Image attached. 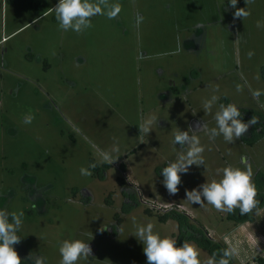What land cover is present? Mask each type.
Segmentation results:
<instances>
[{
    "label": "rangeland",
    "instance_id": "374dc122",
    "mask_svg": "<svg viewBox=\"0 0 264 264\" xmlns=\"http://www.w3.org/2000/svg\"><path fill=\"white\" fill-rule=\"evenodd\" d=\"M56 3L0 0V208L24 213L14 245L21 260L35 253L60 264V242L76 238L92 248L76 264H146L136 228L151 223L178 240V221L158 217L173 208L235 246L237 264H258L264 247L237 236L244 223L193 204L185 189L218 180L227 165L244 168L242 156L253 183L264 174V0H238L244 17L227 0H102L119 13L91 17L80 33L59 27ZM222 102L255 121L231 142L209 138ZM177 131L199 138L204 163L189 166L170 196L161 168L189 148L173 143ZM100 151L116 160L103 162ZM185 242L200 264L212 259Z\"/></svg>",
    "mask_w": 264,
    "mask_h": 264
},
{
    "label": "clouds",
    "instance_id": "9594fccd",
    "mask_svg": "<svg viewBox=\"0 0 264 264\" xmlns=\"http://www.w3.org/2000/svg\"><path fill=\"white\" fill-rule=\"evenodd\" d=\"M101 3L102 0H57L51 10L55 13L54 19L62 30L80 33L91 26V17L103 14L112 19L120 11L118 5H104L102 9ZM227 3L235 9L234 17L248 15L245 8L236 7L238 0H227ZM141 19L142 17L138 16L137 22ZM255 95L258 96L260 93L257 92ZM216 99L213 96L204 104V108L209 109ZM31 120V116H26L24 123H31ZM214 120L216 127L211 129L209 138L215 139L217 136H222L227 142L239 138L250 124L255 123L253 119L244 122L240 109L231 102L219 104ZM140 131L148 133L150 128L141 125ZM173 143L181 146L187 143L189 148L185 154L179 155L174 161L166 162L161 168L163 185L170 196L177 193L178 185L181 184V174L187 173L189 166L193 164L199 166L204 163L201 155L204 149L196 136H189L186 131H177L174 134ZM99 155L102 161L108 164L116 160L109 151H100ZM246 159L243 156L240 158L241 164L245 165L244 168L227 165L220 170L221 175L218 180L212 179L200 185L199 190L196 187L191 190L185 189V199L195 205L211 204L215 209L226 210L229 213L235 209L239 210L240 215L249 213L258 201L256 200L257 190L252 182V171ZM94 167H96L95 163L89 165V168ZM80 173L89 175L90 171L82 167ZM23 216V212H9L6 208H0V264H24L14 248L15 244L20 243L21 236L18 235V231L23 223ZM119 231H121L120 228ZM134 236L143 245L146 264H200L198 252L191 243L182 241L178 245L177 240L161 237L159 233H154L151 223L138 225ZM59 253L60 264H76L78 260L90 257L92 248L88 241L76 238L65 239L59 244ZM236 253L237 248L230 246L222 251L219 259L213 254L208 264H213V262L214 264H229V259ZM26 260L28 264H46V257L40 254L29 253Z\"/></svg>",
    "mask_w": 264,
    "mask_h": 264
},
{
    "label": "trees",
    "instance_id": "16d2710c",
    "mask_svg": "<svg viewBox=\"0 0 264 264\" xmlns=\"http://www.w3.org/2000/svg\"><path fill=\"white\" fill-rule=\"evenodd\" d=\"M251 115V117H255L256 113L253 110H247ZM243 121H246V117L243 116ZM122 181V180H120ZM257 190V197L256 200L258 203L255 207L247 214L240 215L239 210L235 209L233 212L227 215V218L232 221L234 224L239 225L245 222L254 221L255 215L264 207V174H259L256 181L253 183ZM108 203H110V198L108 199ZM148 213L151 214V210H146ZM159 220L161 222H167L170 218L175 219L179 223L180 234L178 236L179 245L182 241L185 240H194L198 245L208 250V252L213 256L216 255V258L219 259L220 254L222 251L228 246L226 244L217 241L208 235H206V229L204 225L201 223L199 226H195L193 223L189 222L191 219L190 215L184 211H179L178 209H171L165 213L160 214ZM122 221L121 217H118V222ZM19 235V232H18ZM256 261L258 264H264V257H257ZM24 264H27L26 261H22ZM229 264H237L233 257L229 259Z\"/></svg>",
    "mask_w": 264,
    "mask_h": 264
},
{
    "label": "crops",
    "instance_id": "0c3cea01",
    "mask_svg": "<svg viewBox=\"0 0 264 264\" xmlns=\"http://www.w3.org/2000/svg\"><path fill=\"white\" fill-rule=\"evenodd\" d=\"M252 226L253 228H251ZM236 231H238V233L236 234L239 238H241L242 236H245V237L247 236L249 241L253 239L254 241H256L257 245L261 246L260 249L263 250V247H264V207L255 215L254 221L244 223ZM227 239H229V236L227 237ZM231 239L234 243L238 244L237 243L239 242L238 239L234 237H231ZM228 242L229 244H231V240H228ZM238 246L241 247L242 249H245L247 246L249 247L251 245L245 242L242 245L241 243L238 244ZM260 257H264V254L261 255Z\"/></svg>",
    "mask_w": 264,
    "mask_h": 264
}]
</instances>
